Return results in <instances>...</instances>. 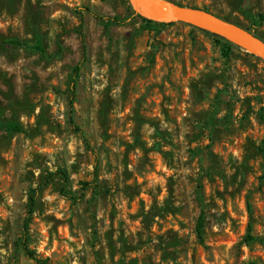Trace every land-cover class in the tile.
<instances>
[{
  "label": "rangeland",
  "instance_id": "obj_1",
  "mask_svg": "<svg viewBox=\"0 0 264 264\" xmlns=\"http://www.w3.org/2000/svg\"><path fill=\"white\" fill-rule=\"evenodd\" d=\"M159 1L264 41V0ZM0 119V264H39L27 218L49 264H264L257 53L129 0H0Z\"/></svg>",
  "mask_w": 264,
  "mask_h": 264
},
{
  "label": "water",
  "instance_id": "obj_2",
  "mask_svg": "<svg viewBox=\"0 0 264 264\" xmlns=\"http://www.w3.org/2000/svg\"><path fill=\"white\" fill-rule=\"evenodd\" d=\"M129 1L138 13L146 15L158 23L168 24L181 21L196 25L198 22L209 21L212 26V30L207 31L225 37L240 48L257 53L264 60L263 40L238 25L223 21L210 12L202 9L173 6L163 3L170 7V10L166 12L158 6H149L142 0ZM155 1L157 3H162L159 0ZM236 36H238V38Z\"/></svg>",
  "mask_w": 264,
  "mask_h": 264
},
{
  "label": "trees",
  "instance_id": "obj_3",
  "mask_svg": "<svg viewBox=\"0 0 264 264\" xmlns=\"http://www.w3.org/2000/svg\"><path fill=\"white\" fill-rule=\"evenodd\" d=\"M196 9H199V8H196ZM205 10V9H204ZM207 12H209L208 10H205ZM102 22H107V24L109 25H118V24H121L119 19L118 18H106V17H98ZM258 25H261V24H264V16L260 17L259 18V21L257 22ZM238 26H240L239 24H236ZM241 27V26H240ZM243 28V27H242ZM246 29V28H244ZM247 31L251 32L249 29H246ZM253 33V32H251ZM81 39H82V44H83V49H84V52L86 53V42H85V36H84V33L81 31ZM254 35H256L255 33H253ZM257 36V35H256ZM258 37V36H257ZM217 43L219 45H221L220 41H217ZM8 45H11V46H18V47H22V46H25L24 43H22L21 41L19 40H16V39H12L10 40L8 43ZM32 49L35 50L36 52H39L41 54H45L46 51H45V48L43 46V43H42V40H41V37L40 36H36L35 37V43L34 45L32 46ZM222 50L224 51L225 54H228L227 53V50L226 48L223 46L222 47ZM80 64H78L74 70H73V87H72V97L70 99V106H71V109H73V104H74V96H75V86H76V81L77 79L79 78L80 76ZM0 129H3L7 132H10V133H23L25 130L23 128L22 125H20L19 123L17 122H4L0 119ZM85 144L88 146V143L85 142ZM65 178L67 179V177L65 176ZM201 195V193H199ZM34 203H35V199L32 198L31 199V204H30V207H29V213L28 215L32 214L33 212V206H34ZM29 218L25 219L24 221V224H23V247H24V250L26 252V254L33 260H35L37 263L39 264H49L47 260H41V259H38L36 257V255L29 249L28 245H27V240H26V234H27V231H28V226H29ZM203 227H204V219L203 217H201L197 223V226H196V233H197V236L198 238L200 239V241L202 242L203 241ZM249 238H251V240H253V238L249 235Z\"/></svg>",
  "mask_w": 264,
  "mask_h": 264
},
{
  "label": "bare ground",
  "instance_id": "obj_4",
  "mask_svg": "<svg viewBox=\"0 0 264 264\" xmlns=\"http://www.w3.org/2000/svg\"><path fill=\"white\" fill-rule=\"evenodd\" d=\"M143 2H145L147 5L149 6H158L160 8H162L163 10H165L166 12H168L170 10V7L163 4V3H157L155 0H142ZM197 26L199 25L202 29L205 30H212V26L210 24L209 21H203V22H198L196 23ZM238 38V36H236Z\"/></svg>",
  "mask_w": 264,
  "mask_h": 264
}]
</instances>
